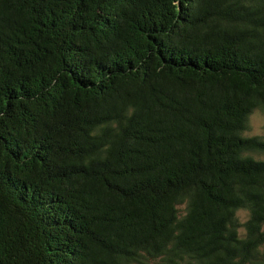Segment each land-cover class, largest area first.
Here are the masks:
<instances>
[{
	"label": "trees",
	"instance_id": "trees-1",
	"mask_svg": "<svg viewBox=\"0 0 264 264\" xmlns=\"http://www.w3.org/2000/svg\"><path fill=\"white\" fill-rule=\"evenodd\" d=\"M257 110L264 0H0V264H264Z\"/></svg>",
	"mask_w": 264,
	"mask_h": 264
},
{
	"label": "rangeland",
	"instance_id": "rangeland-1",
	"mask_svg": "<svg viewBox=\"0 0 264 264\" xmlns=\"http://www.w3.org/2000/svg\"><path fill=\"white\" fill-rule=\"evenodd\" d=\"M246 136H264V113L262 111L257 110L250 117V131L246 133ZM260 158H264V155ZM239 216L242 222H245L248 218V212L242 210L239 212Z\"/></svg>",
	"mask_w": 264,
	"mask_h": 264
}]
</instances>
